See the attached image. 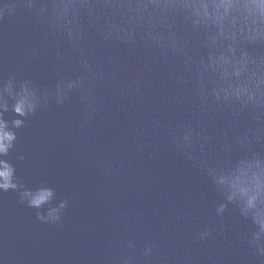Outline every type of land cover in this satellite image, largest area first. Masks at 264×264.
<instances>
[{"label":"clouds","instance_id":"1","mask_svg":"<svg viewBox=\"0 0 264 264\" xmlns=\"http://www.w3.org/2000/svg\"><path fill=\"white\" fill-rule=\"evenodd\" d=\"M9 21L17 42L31 41L18 69L36 74L0 71V197L14 192L40 223L63 227L71 201L18 174L27 159L18 131L53 110L71 112L85 128L106 106L142 108L158 91L135 135L147 136L146 121L219 202L195 231L185 212L156 232L120 212L100 264H198L192 249L207 252L230 208L248 222L242 241L252 264H264V0H0V68ZM170 107L180 118L161 122L157 114ZM216 114L225 116L222 132ZM207 261L219 264L210 253Z\"/></svg>","mask_w":264,"mask_h":264},{"label":"water","instance_id":"2","mask_svg":"<svg viewBox=\"0 0 264 264\" xmlns=\"http://www.w3.org/2000/svg\"><path fill=\"white\" fill-rule=\"evenodd\" d=\"M30 43L17 42L12 22H7L0 68L5 78L13 71L36 74L31 66L17 67ZM53 75L49 72L50 78ZM157 94L151 92L142 108L106 106L85 128L71 112L53 110L28 120L18 131L17 150L27 156L18 174L27 171L30 183L55 187L58 196L70 199L71 206L63 227L57 228L40 223L34 210L19 206L14 192L4 193L0 197V257L5 264H100L117 232L120 212L153 232L176 212L188 214L192 231L213 216L220 198L203 174L146 121L148 134L143 140L133 131V124L145 119L144 110L155 105ZM157 117L167 123L180 118L171 107ZM212 120L215 130L222 132L225 116L216 114ZM144 144L151 147L145 149ZM220 223L223 234L209 242L207 252L192 249L198 264H208L209 253L219 264H252L242 241L248 222L230 208Z\"/></svg>","mask_w":264,"mask_h":264}]
</instances>
